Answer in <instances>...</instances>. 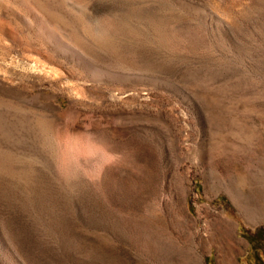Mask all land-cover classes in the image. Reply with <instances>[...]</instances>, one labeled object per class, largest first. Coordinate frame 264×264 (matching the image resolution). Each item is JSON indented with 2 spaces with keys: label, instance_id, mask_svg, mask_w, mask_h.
Segmentation results:
<instances>
[{
  "label": "rangeland",
  "instance_id": "rangeland-1",
  "mask_svg": "<svg viewBox=\"0 0 264 264\" xmlns=\"http://www.w3.org/2000/svg\"><path fill=\"white\" fill-rule=\"evenodd\" d=\"M0 113V264H264V0H0Z\"/></svg>",
  "mask_w": 264,
  "mask_h": 264
},
{
  "label": "bare ground",
  "instance_id": "bare-ground-1",
  "mask_svg": "<svg viewBox=\"0 0 264 264\" xmlns=\"http://www.w3.org/2000/svg\"><path fill=\"white\" fill-rule=\"evenodd\" d=\"M8 107H9L8 110H11V111L15 110L16 112L20 111V110L14 108L13 105H9ZM12 117H14V116H12ZM10 121H11L10 118L3 120L2 114L0 113V154L3 153L7 156H9L11 153L7 152V150L5 149V143L8 142V140L12 136V133H15V131H16V126L14 125L16 120L14 118H12V123ZM22 129H23V127H22ZM9 142H10V140H9Z\"/></svg>",
  "mask_w": 264,
  "mask_h": 264
}]
</instances>
